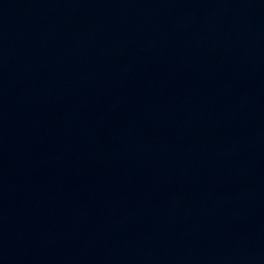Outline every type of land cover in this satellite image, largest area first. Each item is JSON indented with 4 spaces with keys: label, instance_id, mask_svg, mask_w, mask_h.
<instances>
[{
    "label": "water",
    "instance_id": "obj_1",
    "mask_svg": "<svg viewBox=\"0 0 264 264\" xmlns=\"http://www.w3.org/2000/svg\"><path fill=\"white\" fill-rule=\"evenodd\" d=\"M0 264H264V0H0Z\"/></svg>",
    "mask_w": 264,
    "mask_h": 264
}]
</instances>
